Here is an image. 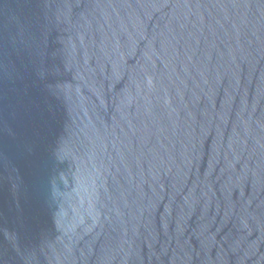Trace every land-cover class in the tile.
Wrapping results in <instances>:
<instances>
[{"label":"water","instance_id":"water-1","mask_svg":"<svg viewBox=\"0 0 264 264\" xmlns=\"http://www.w3.org/2000/svg\"><path fill=\"white\" fill-rule=\"evenodd\" d=\"M0 264H264V0H0Z\"/></svg>","mask_w":264,"mask_h":264}]
</instances>
